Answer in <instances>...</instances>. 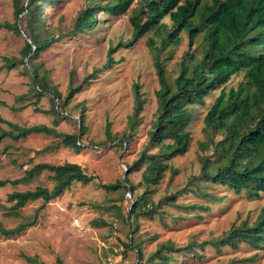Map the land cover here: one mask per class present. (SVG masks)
Returning a JSON list of instances; mask_svg holds the SVG:
<instances>
[{
	"label": "rangeland",
	"instance_id": "rangeland-1",
	"mask_svg": "<svg viewBox=\"0 0 264 264\" xmlns=\"http://www.w3.org/2000/svg\"><path fill=\"white\" fill-rule=\"evenodd\" d=\"M90 2L53 0L42 4L44 10H38L43 28L57 39L37 57H31V63L40 75L46 76L48 87L60 93V101L48 92L37 95L36 85L29 78L32 68L25 64L0 69V117L21 126L39 124L55 130L52 134H30L16 140L3 138L0 180L20 177L37 162H75L94 177L87 182H73L43 204L41 199L29 201L17 209L18 215L12 214L13 203L7 201V195L37 185L52 187L50 173L42 172L26 183L0 186V221L4 226L14 227L36 216L33 226L15 235L0 234V264H30L26 256H36L45 264H57L58 258L62 264H144L161 243L170 241L183 246L214 239L245 220L251 224L264 206V191L257 197H248L245 191L237 194L201 175L202 158L211 153V148L202 150L200 146L206 140L203 117L219 94L218 86L203 104L190 106L193 120L188 126L191 136L188 149L170 160L177 172L166 170L157 185L147 188V204L156 205L157 212L152 217L129 214L133 200L145 189L138 184L144 166L128 173L127 165L139 157L148 142L157 109L155 91L159 82L153 64L155 52L148 41L155 39L159 49L160 38L154 31L147 32L131 47L113 52V64L103 68L109 47L131 38L130 17L138 3L133 0L118 15L95 12L94 27L77 31V17ZM20 3L25 4L26 0ZM14 10V0H0V22L24 25L25 18L17 19ZM163 22L171 21L166 16ZM26 41L22 32L0 27V65L4 56L21 57L20 50ZM187 43V33L183 31L179 44L158 52L170 81L179 72L178 63ZM203 48L200 34L193 46L196 60L202 58ZM96 69L99 70L92 76ZM85 77L86 82L63 106L69 88L76 87ZM246 80L245 72L241 71L225 86L236 88L239 83L246 84ZM135 82L140 84L145 103L140 121L130 127ZM81 118L85 127L80 137L81 149L61 145L64 134H79ZM9 128L0 121V131ZM124 134L128 135L127 142L121 140ZM125 177L135 186L133 195L124 187L113 190L103 186L119 181L124 185ZM171 194L176 195L174 202L162 201ZM130 241L132 246L139 247L140 254L125 247L124 243ZM193 248L200 256L166 251L169 256L166 264H264V247L254 248L243 242L219 249L210 244Z\"/></svg>",
	"mask_w": 264,
	"mask_h": 264
},
{
	"label": "trees",
	"instance_id": "trees-1",
	"mask_svg": "<svg viewBox=\"0 0 264 264\" xmlns=\"http://www.w3.org/2000/svg\"><path fill=\"white\" fill-rule=\"evenodd\" d=\"M53 0H14V14L25 18L24 25L0 22V27H6L14 32L20 29L27 35L26 41L20 50L21 57H3L0 69L16 68L25 64L32 68L29 76L36 85L35 90L40 96L44 92L60 101L61 95L55 88H49L45 75H40L33 68L31 57H37L47 49L57 37L43 28V20L39 18L38 10H44L42 4ZM133 0H91L77 17L75 30L82 31L94 27L95 12L104 11L118 15L127 10ZM94 3V5H91ZM130 17L132 35L127 41H119L107 51V60L103 68L110 67L114 60L112 53L119 48L131 47L139 38L149 31L160 39V48L157 49L155 39L148 41L149 48L154 51V67L158 77L159 88L155 91L157 109L149 139L140 152L139 157L127 165L128 173L144 169L138 184L144 186V191L132 202L130 215L143 214L152 217L157 212L156 205L147 204V188L157 185L163 178L166 170L175 174L177 170L170 164V160L184 154L191 140L188 130L193 120L191 105L203 104L205 97L220 86L219 94L203 117V131L206 140L201 142L202 150L211 148V153L202 158V173L213 183L226 185L239 194L245 191L248 197H257L264 191V0H137ZM168 16L170 24L163 22ZM185 31L188 37V48L178 63V74L170 81L162 61L158 57L161 48L177 45L181 41V32ZM202 34L204 48L202 58L196 60L193 46L198 36ZM27 70V68L25 69ZM99 69H96L94 76ZM241 71L245 72L246 84L239 83L236 88H226L231 77ZM87 78L76 86H71L62 102L67 101L78 92ZM133 110L130 116V127L138 124L141 118L145 98L140 91V84H133ZM22 95L16 97L19 98ZM10 128L1 129L0 141L3 138L18 139L30 134H52L54 128L47 125L21 126L5 121ZM79 134L66 133L59 143L63 146L81 149V134L85 131L83 118L80 119ZM109 125L106 126V132ZM218 136V137H217ZM121 140L127 142L128 135L124 134ZM51 148V146L49 147ZM155 150V151H153ZM49 172L52 187L37 185L25 190H13L7 195V201L12 202L14 215L17 209L27 202L37 199L42 204L60 195L73 182H87L94 177L87 174L75 162L51 164L37 162L24 171V174L14 179L0 180V186L16 185L35 180L42 172ZM106 189L124 187L133 195L135 186L125 177L124 185L120 181L115 184H104ZM175 194L166 196L162 201L174 202ZM36 216H32L14 227H6L0 221V234L13 236L26 227L33 226ZM243 242L254 248L264 247V206L261 208L254 222L243 221L239 225L231 226L220 236L201 243L191 242L180 246L167 241L161 243L144 264H166L169 256L167 252L185 251L200 256L193 246L205 244L220 248L223 245L235 246ZM126 248H133L139 253V247L132 246L131 241L124 243ZM140 254V253H139ZM30 264H45L36 256H26ZM57 264H62L57 259Z\"/></svg>",
	"mask_w": 264,
	"mask_h": 264
},
{
	"label": "water",
	"instance_id": "water-1",
	"mask_svg": "<svg viewBox=\"0 0 264 264\" xmlns=\"http://www.w3.org/2000/svg\"><path fill=\"white\" fill-rule=\"evenodd\" d=\"M20 32H22L24 34V36L26 37L27 41H29L28 37L26 36V34L20 29Z\"/></svg>",
	"mask_w": 264,
	"mask_h": 264
}]
</instances>
